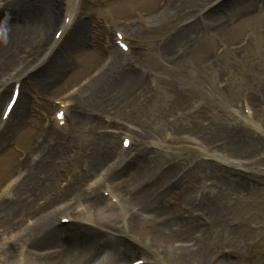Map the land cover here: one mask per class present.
<instances>
[{
	"label": "bare ground",
	"instance_id": "obj_1",
	"mask_svg": "<svg viewBox=\"0 0 264 264\" xmlns=\"http://www.w3.org/2000/svg\"><path fill=\"white\" fill-rule=\"evenodd\" d=\"M129 1L143 3L145 11L153 13V0H115L112 10L118 13L120 8H126ZM251 1L253 0L237 2L233 12L234 20L251 19L253 12L259 13L258 9L263 7L264 0ZM6 2L5 9H12L18 13V23L0 26V78L5 75L4 72L20 67V63L23 64L19 62L23 57L22 54H26L28 48H33L35 46L33 43L37 42L40 49L45 48V44L51 41L49 43L51 48L40 56V66L45 63V67L40 68L37 77L23 79L24 82L18 78L19 74L9 78L8 81H12L14 90L19 92L11 116L18 106H28L25 95H21L20 89L24 92L28 89L34 96L48 98L50 95L61 93L67 82L79 81L84 76L78 83L90 79L89 82L81 86L79 93L71 95V99L80 98L86 101L96 113V117L87 118L86 115H82L77 118L75 115L77 109L73 108L75 117L72 119H76V128L82 131L80 134L82 142L77 143L75 147L67 145L69 140H65L64 137L58 138L59 135L54 129L63 126L67 117L66 112L78 103L77 100L72 106L69 102L62 103L59 108L45 105L46 113L59 109L54 113V118L50 119L51 129L48 132L43 131L38 135L35 131L25 133L23 130L27 124L22 120L16 122L13 127L15 130L10 134L9 132L0 134V177L12 173L15 169L21 168L27 171V167L29 168V174L23 179L17 172L0 184V201L2 200L0 202V264H128V259L118 255L113 247L122 242L121 237L129 235L135 242L138 241V236L148 237L149 239L145 238L149 240V244L145 243L146 246L165 249L169 237L163 238V235L170 236L173 232L184 234L185 226L189 225L187 223L182 225L173 219L165 218L166 214L163 211L167 208L166 203L172 199L179 202L180 206L186 204L190 194L196 189V186L193 187L194 173L203 169L201 168L203 164H195L191 167L178 164L180 167L178 168L174 163L173 145L184 141L181 139L182 135L188 134V130L191 129L184 126L175 128L171 136L162 142L150 134L151 125H147L146 121L142 123L141 118L137 119L143 109L136 108L130 112V115L125 114L128 116L126 118L136 122L134 128L137 132L133 138L135 137L140 145L150 141L153 149L140 148V151L134 155L133 138L128 135L118 137V134L112 130L115 124L112 117L124 118L128 101L131 100L132 105L134 96L141 90L147 89L146 85L150 84L148 78L154 77L153 74L145 75L137 68L125 67L110 68L95 76V71H98L97 68L105 61V55L101 56L102 53L97 48L101 40L98 38L91 41V37L88 39L87 33L91 29L79 24L70 31L77 20L78 5L76 6L75 3L78 4V0H66L61 17H59L58 0H43L41 3L38 0H23L22 3L25 5H19L16 0ZM2 6L0 0V9ZM200 8H203V5ZM78 23L84 24L80 21ZM202 31V27L197 24L188 25L180 29L174 37L166 38L156 44L155 50L169 64L170 68L167 72H171L172 68L179 69L183 73L187 72L186 65L181 66L184 62L190 64L193 69L204 65V40L202 37L196 40ZM50 32H53L49 36L51 40L45 38ZM102 36L105 39L106 36ZM230 40L234 39L230 38ZM118 41L120 39L108 42L112 44L108 47L111 55L121 54L125 57L126 52L118 47ZM179 51H182L181 55H178ZM40 66L36 65L34 70L38 71ZM31 67L32 65L29 64V69ZM20 72L23 76L25 71ZM158 82L154 79L153 85L158 84V94H163L165 99L162 102L159 123L163 122L165 114L171 113L176 119V117H186L195 111V107L191 106L190 97L177 84L166 79ZM12 96L13 94L10 100ZM153 98L154 96L148 102L157 99ZM10 105L9 101L2 111L5 113L6 107ZM84 111L81 110L80 114ZM3 112L1 124H4ZM100 114L106 116L109 121L105 127L97 118ZM154 127L157 128V124ZM158 129L161 130V127ZM116 138L118 139L115 140ZM122 138V142L118 141ZM13 141H18L21 145L27 143L25 149L31 148L32 155L38 156L36 160H30V165L28 159L23 165H18L14 161L8 165L14 154L8 153L6 148ZM73 149L75 158L67 157V154L74 153L71 151ZM161 153L163 156L160 155ZM162 158L169 159L163 166L160 165ZM134 161L136 163H133ZM132 163L139 166L131 172L134 166ZM76 167L79 170L73 179H70V174L64 175L65 172H71ZM173 179L175 183L171 184ZM52 181L59 185L51 195L54 196L38 210L28 212L34 209L33 200L42 189L44 194L49 189L50 191L55 189L45 185ZM102 188L103 195L99 193ZM174 191H178L176 196H173ZM189 202L188 213L190 217L197 216L198 223L195 224L193 236H184L185 242L179 248L187 253V256L183 257L180 254L179 259L204 264L203 253L189 247L195 239L198 245L204 242V193L199 192L198 198ZM14 205L15 208L11 209ZM17 210L20 211L19 216L21 213L24 214L19 217L16 214ZM62 219H68L74 226L85 227L101 234V238L106 240V245L104 244L106 249L95 251V244L100 243L95 240L92 243L85 240L84 243L78 242L70 246L60 244L62 236L73 239L79 236L80 231L64 227L61 224ZM154 223L162 224V227H155ZM197 244L194 246H198ZM140 259L146 260L144 257Z\"/></svg>",
	"mask_w": 264,
	"mask_h": 264
},
{
	"label": "rangeland",
	"instance_id": "obj_2",
	"mask_svg": "<svg viewBox=\"0 0 264 264\" xmlns=\"http://www.w3.org/2000/svg\"><path fill=\"white\" fill-rule=\"evenodd\" d=\"M6 1L1 0L3 6L0 9V26L18 23V13L12 9H5ZM38 1L41 3L43 0ZM114 1L78 0V4L75 3L76 6L78 5L77 20L70 28L71 31L76 24L82 25L86 29H91V33H87L88 39L91 37V41L98 38L101 40L97 48L101 51V56L105 55V61L97 68L95 76L110 68L125 67L137 68L145 75L151 73L154 76L148 78L151 85L147 84V89L141 90L134 96L132 105L131 100L128 101L124 118L112 117L115 122L112 130L118 134V137L128 135L133 138L137 132L134 128L136 122H132L126 116L136 108L143 109L137 119L141 118L142 123L146 121L147 125H151L150 134L162 142L171 136L175 128L184 126L191 129L192 132L188 130V134L182 135L181 139L184 141L174 144L172 149L176 167L178 164L190 167L203 164L201 167L203 169H198L199 171L194 173L193 179L196 183L193 182V187L196 186V189L190 194L189 200L194 201L198 198L199 192L204 193V242L198 245L195 243L196 239H192L189 247L203 253L204 264H264V4L258 9L259 13L253 12L251 19L236 21L233 19V12L240 0H153V13L145 11L143 3L137 4V1L134 2L136 5L132 1L127 2L126 8H120L116 13L112 10ZM16 2L25 5L22 3L23 0ZM64 2L66 0H58L59 17L62 16ZM201 5L203 8H200ZM79 21L84 24L78 23ZM196 24L203 30L199 38L195 37L197 41L201 37L204 40V65L193 69L190 64L184 62L181 66L186 65L187 72L183 73L173 68L171 72H167L170 68L169 64L155 50L156 44L166 38L174 37L180 29L188 25ZM53 32L45 38L51 40L49 36ZM102 35L106 36L105 39ZM119 35L122 38L121 44H124L128 50V52L123 50L124 53L126 52L125 57L121 54V56L111 55L108 48L112 45L108 42L118 40ZM105 40L106 42H103ZM36 43H33L35 44L33 48L25 50L26 54H22L23 57L19 62L23 64L20 63V67L4 72L5 75L0 78V98L2 97L0 134L3 132L10 134L15 130L13 127L16 122L22 120L27 124L23 130L25 133L35 131L38 135L43 131L48 132L51 129L50 119L54 118V113L59 109L46 113L45 105L59 108L62 103L69 102L72 106L77 100L78 103L66 112L67 117L63 126L54 129L59 135L58 138L64 137L65 140H69L67 145L75 147L77 143L82 142L80 138L82 131L76 128V119H72L75 117L73 110L77 109L76 117L82 115H86L87 118L96 117V113L86 101L80 98L71 99V95L79 93L81 86L89 82L90 79L78 83L84 76L79 81L63 83L65 89L48 98L34 96L28 89L25 92L20 89L21 95H25L28 106H18L13 116L10 114L4 119V124H1L2 110L5 109L14 92L12 81H8L9 78L19 74L18 78L24 82L23 79L37 77L40 68L45 67V63L40 66V56L51 47L46 43L45 48L39 49ZM181 53L182 51H179L178 55ZM29 64L32 65V69H29ZM36 65L40 66L38 71L34 70ZM23 70L25 72L22 76L20 71ZM154 79L157 82L166 79L177 84L190 97L191 106L195 107V111L186 117H176V119L171 113L165 114L163 122L159 123L162 102L165 99L163 94H158L159 82L156 86L153 85ZM153 96L154 100L157 99L148 102ZM81 110H85L83 114H80ZM102 115L97 118L105 127L109 121ZM156 124L157 128L154 127ZM158 127H161V130ZM122 140L123 138L118 141L122 142ZM132 141L134 155L140 151V148L153 149L150 141H146L144 145L138 144L135 137ZM26 146L27 143L21 145L18 141L8 144L6 150L14 154L8 165L12 161L23 165L26 159L30 165V160H36L38 156L32 155L31 148L25 149ZM75 156V152L67 154L69 158ZM135 161L133 163H136ZM166 161L169 159H163L160 165H165ZM138 166L139 164L132 166L131 172L133 169H138ZM78 170L79 168L76 167L69 171L70 173L65 172L64 175L70 174V179H73ZM17 172L23 179L29 174V168L27 167V171L21 168L15 169L12 173L2 175L0 184ZM171 182L174 184L175 180ZM45 185L55 189L52 191L49 189L45 194L42 189L33 200L34 209L28 212H34L43 206L54 196H51L52 193L59 187L53 181ZM178 191H174L173 196H176ZM100 192L103 195L104 189H100ZM189 200L182 206L172 199L166 203L167 208L163 211L166 214L165 218L173 219L182 225L186 223L189 225L185 226L184 234L173 232L170 236L163 235V238L169 237L165 249L146 246L145 243L149 240L145 238L148 237L137 238L134 234L132 235L138 239L137 242L133 241L131 235L124 236L120 238L122 242L113 248L118 255L128 259V264H197L179 259L180 254L183 257L187 256V253L182 252L179 247L184 244L187 236H193V230L195 231L198 223L197 216L190 217L188 213ZM14 208L15 205L11 207ZM16 212L18 215L20 211ZM22 214L24 213L20 216ZM61 224L66 228L80 231L79 236L73 239L62 236L60 244L70 246L78 242L84 243L85 240L91 243L95 240L100 242L98 245L95 244V251L106 249V240L101 238V234L85 227L74 226L68 219H62ZM154 226L161 228L162 224L154 223ZM196 244L198 246H194ZM141 257L146 260H141Z\"/></svg>",
	"mask_w": 264,
	"mask_h": 264
}]
</instances>
